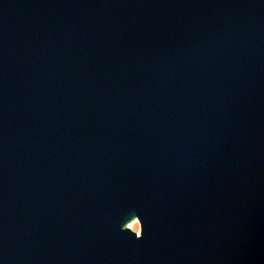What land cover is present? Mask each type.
Masks as SVG:
<instances>
[{
	"label": "water",
	"instance_id": "water-1",
	"mask_svg": "<svg viewBox=\"0 0 264 264\" xmlns=\"http://www.w3.org/2000/svg\"><path fill=\"white\" fill-rule=\"evenodd\" d=\"M0 264H264V0H0Z\"/></svg>",
	"mask_w": 264,
	"mask_h": 264
},
{
	"label": "rangeland",
	"instance_id": "rangeland-1",
	"mask_svg": "<svg viewBox=\"0 0 264 264\" xmlns=\"http://www.w3.org/2000/svg\"><path fill=\"white\" fill-rule=\"evenodd\" d=\"M131 230L135 231L137 234L140 232L139 223L137 220H132L127 225Z\"/></svg>",
	"mask_w": 264,
	"mask_h": 264
}]
</instances>
